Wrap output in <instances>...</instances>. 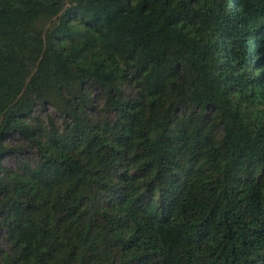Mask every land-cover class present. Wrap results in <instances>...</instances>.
<instances>
[{
    "label": "trees",
    "instance_id": "trees-1",
    "mask_svg": "<svg viewBox=\"0 0 264 264\" xmlns=\"http://www.w3.org/2000/svg\"><path fill=\"white\" fill-rule=\"evenodd\" d=\"M13 132L0 264H264V0H0Z\"/></svg>",
    "mask_w": 264,
    "mask_h": 264
},
{
    "label": "rangeland",
    "instance_id": "rangeland-1",
    "mask_svg": "<svg viewBox=\"0 0 264 264\" xmlns=\"http://www.w3.org/2000/svg\"><path fill=\"white\" fill-rule=\"evenodd\" d=\"M127 93L133 94L130 88H126ZM89 93L93 98L94 104L97 110L92 112V115L95 117L100 116V109L102 107V100L100 96V92L96 86L89 87ZM50 119L57 127H62L63 120L61 116L50 106H40L36 105L33 108L32 113L26 118V121L34 124L38 123L41 127H46L49 124ZM2 142L6 145L7 149L9 150L5 153L1 159V165L6 169H17L21 162H31L33 159V154L29 152L18 153L16 149L18 148H25L26 141L22 138V136L16 132L11 133L8 136H5ZM3 233L0 230V241L2 240Z\"/></svg>",
    "mask_w": 264,
    "mask_h": 264
}]
</instances>
